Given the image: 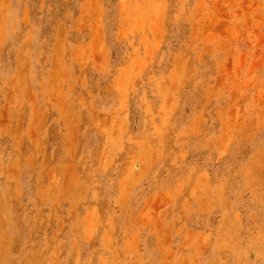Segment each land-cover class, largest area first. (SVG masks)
<instances>
[{"label": "rangeland", "instance_id": "rangeland-1", "mask_svg": "<svg viewBox=\"0 0 264 264\" xmlns=\"http://www.w3.org/2000/svg\"><path fill=\"white\" fill-rule=\"evenodd\" d=\"M0 264H264V0H0Z\"/></svg>", "mask_w": 264, "mask_h": 264}]
</instances>
